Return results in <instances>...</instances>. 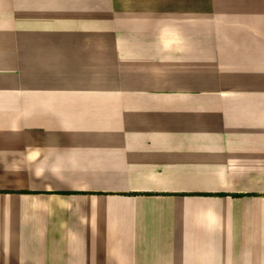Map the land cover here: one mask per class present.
I'll return each mask as SVG.
<instances>
[{"label": "crops", "instance_id": "crops-1", "mask_svg": "<svg viewBox=\"0 0 264 264\" xmlns=\"http://www.w3.org/2000/svg\"><path fill=\"white\" fill-rule=\"evenodd\" d=\"M0 264H264V0H0Z\"/></svg>", "mask_w": 264, "mask_h": 264}]
</instances>
